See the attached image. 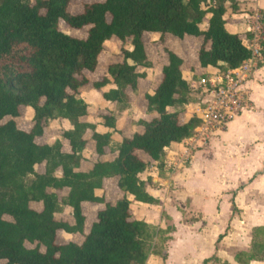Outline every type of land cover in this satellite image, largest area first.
I'll list each match as a JSON object with an SVG mask.
<instances>
[{
	"label": "trees",
	"instance_id": "1",
	"mask_svg": "<svg viewBox=\"0 0 264 264\" xmlns=\"http://www.w3.org/2000/svg\"><path fill=\"white\" fill-rule=\"evenodd\" d=\"M231 0H97L83 5L77 13L68 9L69 0H0V261L4 264H145L156 239L166 241L174 229L156 227L133 216L132 202L159 205L147 192L151 178L139 174L150 165L140 152L162 167L172 143L189 138L199 120L180 121V109L190 101V87L183 76L181 56L167 51L159 83L146 93V112L154 113L140 121L141 131L123 137L112 149V160H102L116 132L111 112L100 115L106 133L82 121L87 103L78 97L87 79L78 78L84 70L94 71L104 42L115 37L129 42L121 48V60L107 66L106 74L93 82L103 99L120 105L129 102L128 89L135 92L144 77L138 68L151 63L144 47L145 33L169 34L178 39L201 37L198 64L222 71L238 67L252 51L237 33L226 27V2ZM208 4V7L202 6ZM233 11L237 9L232 5ZM205 28H201L206 15ZM71 29L87 27L79 38L59 29V21ZM264 65V40L260 42ZM173 107L172 111L167 109ZM32 110V126L19 128L14 118ZM67 120L72 128L63 132L69 151L61 140L39 143L46 119ZM91 130L98 158L89 169L81 168L84 135ZM42 166V170L37 167ZM115 179L121 192L115 202L95 191L107 179ZM67 190L66 195L60 192ZM83 202L103 204L84 233ZM32 203L39 207H33ZM71 209L73 224L57 219L60 207ZM162 217L169 216L162 212ZM196 219L186 220L195 222ZM83 234L81 243H59L58 232ZM218 235L216 243L221 239ZM26 243L32 244L27 247ZM156 255H160L154 253ZM164 258V254L160 255ZM213 255L203 260H217ZM238 264L264 259V225L251 230L249 248L238 251ZM229 264V263H225Z\"/></svg>",
	"mask_w": 264,
	"mask_h": 264
},
{
	"label": "rangeland",
	"instance_id": "2",
	"mask_svg": "<svg viewBox=\"0 0 264 264\" xmlns=\"http://www.w3.org/2000/svg\"><path fill=\"white\" fill-rule=\"evenodd\" d=\"M97 0H69L68 9L71 13L79 12L83 5L86 3H91ZM264 2V0H262ZM238 3H243L238 6ZM258 0H231L226 2V23L234 24L225 26L229 32H237L244 42H248L253 38L254 21L252 15L255 11H259L264 19V13L259 10L257 6ZM235 5L237 15L232 16L233 8ZM203 8L208 7V4L202 6ZM241 9V10H239ZM239 14L243 16L239 17ZM208 14L205 16L201 28H205ZM264 22V21H263ZM59 29L65 33L71 34L73 36L84 38L87 34V27L81 29H71L63 21H59ZM251 28V29H250ZM250 29V30H248ZM264 33V28L257 31L258 36ZM262 38H256V41H261ZM144 47L146 54L151 63L149 68H138L139 72L145 74L144 77L140 78L138 81V88L135 92L128 89L127 93L129 95V102L126 105H120L116 103H111L103 101L100 98V92H98L93 87V82L97 81L99 78L106 74L107 66L111 63H115L121 60V48L130 49L131 45L127 42H121L115 37L104 42V48L100 55L98 56V65L94 71L84 70L78 78H86L87 83L79 88L78 97L89 99L90 104H88L87 117L82 119H89L91 121H96V123L101 122L100 115L106 112H111L116 118V128L119 129L117 139H120L123 135L130 136L136 131H141L142 126L140 121L149 120L154 113L146 112L145 109V99L144 95L146 93H152L155 87L159 83V76H161V68L167 63V51H172L183 58L182 69L184 75L188 78V82H191V78L197 79L195 70L198 65L197 52L202 43L201 37H186L178 39L169 34L161 36L158 33H145L143 35ZM249 44V42H248ZM196 67V68H195ZM193 73V74H191ZM191 75L190 77H188ZM111 88V86L104 87V91ZM102 90V91H103ZM84 100V99H83ZM193 101L190 95V102ZM180 109L179 119L184 121L183 113L186 111L185 105ZM172 111L173 107L167 109ZM32 110H25L24 113L14 118L16 124L19 128L23 130H29L32 126ZM11 117L4 118L0 120V124H3ZM96 125V124H95ZM44 132L41 137L37 138L39 143H52L55 140H61L63 144V149H68V140L62 137V134L66 130H70L71 125L61 119H46L43 123ZM118 131V130H117ZM257 132V136L264 139V127L260 130L246 129L244 134H242V142L247 140L250 136H253ZM92 131H86V138H88L89 143L87 148L84 150L85 155L89 156V160H93L95 157L93 155L94 151V141L91 139ZM118 140L113 139L109 145V149H114L117 145ZM189 142V141H188ZM188 142L184 143V146L188 148ZM241 143V140L236 141ZM244 144V143H241ZM240 144V145H241ZM245 145L236 148V150L228 151L222 150L219 152H211L212 160L209 166V177H212L214 170L224 169L227 174V178L224 181H210L205 180L203 182L205 187L209 185L218 184L216 186H221L225 188L233 187L231 190H226L222 192L211 200L204 198L203 196L194 197L189 196L184 193L185 189L180 184L173 182L170 178L171 173L180 172L184 167H187L189 162L185 164H178L177 162L181 159V149L171 156L176 164L168 166L158 167V163L154 164L156 169L153 168L149 173H156L166 181V183L161 182L157 187L156 197L160 199V204L158 207L144 206V208L139 209V207L133 206V216L135 218L147 219L156 227L164 228L168 225H174L175 231L171 234L170 238L166 241H161L156 239L153 243L152 253L149 255L147 262L145 264H203V260L215 255L217 260H210L208 264H237L233 256L236 252L241 250H246L249 248L251 239V230L253 227L258 225H264V173L253 174L250 178L246 180H241L238 182L237 175H231V168H241L244 165L232 164L234 159L228 152H243ZM251 150V149H250ZM261 151L262 148H260ZM228 151V152H227ZM251 150L249 162L253 160L254 153ZM92 153V154H91ZM142 158H146V154L139 153ZM183 155V154H182ZM112 156H105L104 158H111ZM164 159H169L167 156ZM172 160V159H171ZM258 164L257 161L254 166L249 164L248 170L251 171L256 169ZM89 163H83V168L88 167ZM187 165V166H186ZM260 167V166H259ZM38 170H42V166L37 167ZM146 174L140 176L143 177ZM242 175V174H240ZM245 176L242 175L241 178ZM230 178V179H229ZM210 179V178H209ZM209 181V182H208ZM193 186V182L190 184ZM193 188V187H192ZM204 194H209L210 192L206 189L200 190ZM67 190L64 189L60 192L61 195H66ZM116 193L108 192L107 198L109 201L113 202L116 199ZM137 205V204H134ZM33 207L38 208L39 205L32 203ZM103 204H85L83 207V213L85 215L84 233H87L90 225L96 219L97 210L102 207ZM142 210L144 214L138 213ZM164 211L171 216V219L161 217L160 212ZM181 211V214L178 212ZM177 213V214H176ZM57 219L66 221L70 224L74 223L71 215V209L67 206L62 205L60 207L59 213L57 214ZM196 219L197 222L190 224L186 220ZM83 234H67L62 231L58 232L57 241L59 243H64L69 241L80 243L83 239ZM222 234L221 239L217 244L215 241L217 236ZM27 247H32V244L26 243ZM164 254V258L160 255ZM170 258V259H169ZM0 264H4V261H0ZM251 264H264V259L260 262H253Z\"/></svg>",
	"mask_w": 264,
	"mask_h": 264
},
{
	"label": "crops",
	"instance_id": "3",
	"mask_svg": "<svg viewBox=\"0 0 264 264\" xmlns=\"http://www.w3.org/2000/svg\"><path fill=\"white\" fill-rule=\"evenodd\" d=\"M240 4L242 5L243 3H238L237 5L240 6ZM257 6H258L259 10H261L262 13H264V2L262 0H258ZM239 10H241V9H239ZM236 11H238V10H236ZM236 11L235 12L233 11L231 15L236 16L237 15ZM240 16L242 17L243 14H239V17ZM226 18L227 17H225V19ZM227 25H234V24L226 23L225 26H227ZM250 29H248V30H250ZM231 33H237L238 34V31L237 32L233 31ZM186 37L192 38L193 36H189V35L184 36V38H186ZM248 42H250V41H248ZM248 42H244V44H246L248 46ZM259 62L256 64V66H254L252 68L250 75L248 76V78L244 82V88L247 90L248 96H249V99L251 102V106L249 109L243 111L240 115L235 117L228 124V127L224 131L210 136L207 139V141H205V143H203V144H201V142H197L196 145H198V146L194 145L191 148H189V147L187 148L186 146H184V143L188 142L189 140L184 139L179 143H172L171 146L166 150L165 156L170 158V160L164 159V161H163L164 166H166V164L168 166H170L172 164L173 165L176 164L175 161H173V158L171 155L173 153L177 154V151L179 150V148L181 149L182 153H181V159L177 163L178 164H185L186 162H189L187 164L188 166L186 165L187 167H184L180 172L171 173V177H170L173 180V182L178 183L182 187H184L185 189L183 190V192L184 193L186 192V194H188L189 196H194V197L203 196L204 198H208L211 200L212 198H215L218 195H221L222 192H225L226 190H231L233 188V187L225 188V187H221V186H216L218 184H216V185L214 184L215 181L220 182V181H224V179L227 178L228 172H226L224 169H217V170L212 171L213 172V174H212L213 178L209 177L210 174H209L208 170L210 168L209 166L211 165V160H212L211 152H214L216 150L218 151V154H219V152L222 150L234 151V150H236V148H239L240 146L245 145L243 152L237 153L235 151L233 153H230L227 151L228 156L230 154L231 156H233L232 158L234 159V161L236 160V162H232V164L235 165V163H236V165H244L243 169L231 168V170H230L231 175H237L238 176L236 179L238 182H240L241 180H246L247 178H250L253 174L264 173V139H261L259 136H257V132H255L253 136H250L247 140L242 142V134H244L243 132H245L247 128L251 129L253 127V129L260 130L262 127H264V65H259ZM194 70H195L196 74H200L203 71L204 72H212L215 70V67L208 66L206 68H202V67L198 66ZM191 74H193V73H191ZM183 76L186 80H188V78H186V76L184 75V71H183ZM190 76L191 75H189L188 77H190ZM97 91L100 92V98L102 100L103 99L102 90H97ZM83 99L87 103V105L90 104L91 101H89V99H86L84 97H83ZM103 101H107V100L103 99ZM107 102H110V101H107ZM111 103H114V102H111ZM87 110H88V107H87ZM87 116H88V114L86 113V115L83 117L85 118ZM182 116L184 117L185 120H187L189 118V112L187 111V109H186L185 113H183ZM82 118H81L82 121H86V122L94 124L95 130L97 132L106 133L109 131V128L102 125L101 122L96 123V121H91L89 119H82ZM64 121H67V120H64ZM116 130H118V131L113 132L112 137H111V142L113 141V139H116V140H118L116 143H119L121 141V139L123 137H126V136L123 135L120 139H117L118 136H120V135L118 134L119 129L116 128ZM130 136H127V137H130ZM37 138H36V141H37ZM84 139L86 140V146L84 148V150H85L87 148V144L89 143V140H88V138H86L85 135H84ZM239 140H241V143H244V144L236 142ZM111 142H110V144H111ZM48 144H51V143H48ZM260 148H262L263 151H261ZM69 149H70V147L68 144V149H65V150L63 149V150L69 151ZM250 149L255 151L251 155V158H252V156H254L253 160H255V161L249 162L248 158L250 157V153H251ZM84 150L82 151L83 159L81 161V168L82 169H89L92 166L93 162L96 160V158H98V155L95 152V143H94V151H91V152H93V155L95 157L93 160L90 159V161L87 162V160H89V156L85 155ZM107 155L112 156V157L111 158H104ZM115 155H116V153L113 152L111 148L109 149V147H107L106 153L99 158H101L102 160H112L115 157ZM146 157H147V159L146 158L145 159L143 158V159L145 161H149L150 165L144 172L139 174V177L146 174L145 176L140 177V178L142 180H146L148 177L151 178L154 185L148 186L147 192L149 194H151L153 197H155L156 199H158L155 195L157 192V187L161 184V182L166 183V181L160 177L159 173L158 174H156L154 172L149 173V171L151 169H153V168L156 169V166L154 164H156L157 162L151 161L147 155H146ZM257 161L260 163V165L258 164L256 169L249 171L247 166L249 164L254 166ZM83 163H89L88 167L83 168L82 167ZM240 174L244 175L245 177L241 178L242 175H240ZM205 180H210V181L213 180L214 181L213 185H209L208 187H205L206 185L203 184V182H205ZM192 182H193V186H190V184ZM201 189H204V190L207 189L210 193L204 194L200 191ZM108 192H111V193L115 192L116 196H117L116 199H118V197L121 194V192L118 190V188L116 186V180L113 178L105 180L103 183V187L101 189H97L95 191V193L97 195L104 194L106 201H109L108 199H106ZM116 199L113 202H115ZM158 200H160V199H158ZM109 202H111V201H109ZM85 204H94V203L83 202L82 203V210H83V207L85 206ZM95 204H97V203H95ZM134 204H137V205H134ZM133 206L139 207V209H141V208L143 209L144 206H150V207L155 208V207H158L159 205H148V204H143V203H138V202L133 201L131 204V208ZM102 207H100L99 209H101ZM162 212H164V211H161L160 214H162ZM138 213L144 214V212L142 210L138 211ZM178 214H181V211H179ZM167 215L169 216V219H171V216L169 214H167ZM137 219H140V218H137ZM144 220L147 221V219H144ZM147 222H149V221H147ZM196 222L197 221L188 222V223L193 224ZM172 226L174 228L172 230V233H173L175 231V226L174 225H172ZM172 233H170L169 235L172 236L171 235ZM217 238H218V236H217ZM215 244H217L216 241H215ZM251 263H253V262H251Z\"/></svg>",
	"mask_w": 264,
	"mask_h": 264
},
{
	"label": "built area",
	"instance_id": "4",
	"mask_svg": "<svg viewBox=\"0 0 264 264\" xmlns=\"http://www.w3.org/2000/svg\"><path fill=\"white\" fill-rule=\"evenodd\" d=\"M254 21L253 38L248 47L252 55L243 61L238 67L222 71L215 68L212 72H202L197 79L191 78L189 83L190 95L193 101L185 104L189 117L199 120L189 138L188 147L191 148L197 142L205 143L207 139L224 131L228 124L243 111L251 106L244 82L256 64L261 61L260 42L264 40V33L258 36L264 28V19L259 11L251 16ZM262 38L256 41V38ZM188 81V80H187Z\"/></svg>",
	"mask_w": 264,
	"mask_h": 264
}]
</instances>
